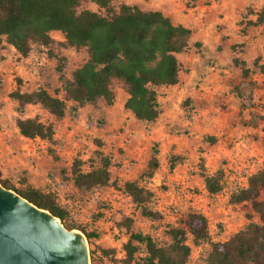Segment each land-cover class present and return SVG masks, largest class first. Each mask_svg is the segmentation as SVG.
I'll use <instances>...</instances> for the list:
<instances>
[{
	"label": "rangeland",
	"instance_id": "obj_1",
	"mask_svg": "<svg viewBox=\"0 0 264 264\" xmlns=\"http://www.w3.org/2000/svg\"><path fill=\"white\" fill-rule=\"evenodd\" d=\"M135 2L113 0L103 8L80 0L77 12L111 17L122 4L140 8ZM181 2L182 13L197 21H184L192 34L178 54L179 82L155 87L160 115L154 121L139 120L125 107L129 94L119 79L112 83V101L66 99L64 84L90 54L87 46L68 44L59 30L51 31L47 45L32 43L27 56L5 39L0 46V178L17 191L51 195L65 211L61 222L89 235L84 234L90 264H126L124 245L132 233L167 246L173 228L187 229L191 254L186 264H207L213 243L230 239L251 222L261 223L251 201L230 198L264 168V73L254 64L258 56L264 63V24H249L264 9V0ZM235 58L247 63L249 76ZM35 90L65 99L64 115L12 97L14 91ZM25 118L52 125V138L23 136L17 121ZM153 156L157 168L151 166ZM103 158L110 162V182L78 186L74 162L87 172L102 167ZM205 175H217L221 190L210 193ZM130 181L152 193L145 206L160 217L143 213L144 205L125 191ZM194 212L207 218L208 237L199 243L187 226ZM133 245L136 259L147 255L144 242L133 239Z\"/></svg>",
	"mask_w": 264,
	"mask_h": 264
},
{
	"label": "trees",
	"instance_id": "obj_2",
	"mask_svg": "<svg viewBox=\"0 0 264 264\" xmlns=\"http://www.w3.org/2000/svg\"><path fill=\"white\" fill-rule=\"evenodd\" d=\"M107 8L113 0H92ZM80 0H0V46L4 39L21 55L27 56L34 42L49 44L51 31L59 30L72 46H87L89 59L73 73L63 91L66 99L80 104L104 98L112 101L114 91L112 83L122 80L128 90L125 107L137 119L154 121L160 115L156 86L174 85L179 82V59L189 44L192 30L184 25H176L162 11H144L137 6L122 4L117 14L109 17L98 12L84 9L77 12ZM252 25L264 24V9L258 13ZM234 50L237 45H232ZM242 68V74L249 76L247 63L234 59ZM254 64L264 73L262 57L258 56ZM12 97L24 103L39 102L57 116L65 113V99L51 95L46 90L32 92L14 91ZM264 119V114L261 116ZM21 134L29 138H52L53 126L46 125L36 118L18 119ZM80 161L73 164L75 183L80 187L91 188L108 184L111 180L110 162L103 158V165L84 172ZM152 168H157V157L151 159ZM1 184L18 192L27 200L54 216L65 219V211L56 206L49 194L36 190L21 192L0 178ZM205 183L212 194L221 190L217 175H205ZM264 189V168L248 178V185L231 195V201L238 203L251 201L253 209L259 213L261 223L251 222L230 239L213 243L207 257V264H264V198L259 199ZM125 191L137 204L144 205L143 213L150 217L160 214L148 209L145 204L152 193L136 182L125 183ZM68 229H75L67 226ZM193 241L199 243L208 237L207 218L201 213H191L187 223ZM84 234L89 235L84 231ZM172 242L167 246L158 245L150 236L132 233L125 243L126 264H186L191 254L187 243V229L173 228ZM95 235V234H94ZM133 239L144 242L147 255L136 259V247Z\"/></svg>",
	"mask_w": 264,
	"mask_h": 264
},
{
	"label": "water",
	"instance_id": "obj_3",
	"mask_svg": "<svg viewBox=\"0 0 264 264\" xmlns=\"http://www.w3.org/2000/svg\"><path fill=\"white\" fill-rule=\"evenodd\" d=\"M0 264H90L85 235L0 182Z\"/></svg>",
	"mask_w": 264,
	"mask_h": 264
},
{
	"label": "crops",
	"instance_id": "obj_4",
	"mask_svg": "<svg viewBox=\"0 0 264 264\" xmlns=\"http://www.w3.org/2000/svg\"><path fill=\"white\" fill-rule=\"evenodd\" d=\"M143 1L137 0V2H135V3H138V6L140 7L141 10H144V11H149V10L162 11L176 25L181 24V25H184V26L190 28L189 26H187L184 23V21L187 23L197 21L196 17L193 18L191 16V13L186 14V15L182 13L184 6H183L181 0H149V2H146V1L143 2ZM146 3H148V4L150 3L152 7L147 9V8H145V6H142V4H146ZM130 5H134V4H130ZM200 10H203V9H200ZM201 14L202 13L198 12L199 16ZM190 29L192 30V28H190ZM191 34H192V32H191ZM177 56H178V54H177Z\"/></svg>",
	"mask_w": 264,
	"mask_h": 264
}]
</instances>
